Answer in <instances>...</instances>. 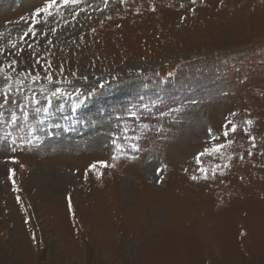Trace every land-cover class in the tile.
<instances>
[{"label":"rangeland","instance_id":"rangeland-1","mask_svg":"<svg viewBox=\"0 0 264 264\" xmlns=\"http://www.w3.org/2000/svg\"><path fill=\"white\" fill-rule=\"evenodd\" d=\"M43 6L0 0V264H264V0H57L21 41Z\"/></svg>","mask_w":264,"mask_h":264},{"label":"snow or ice","instance_id":"snow-or-ice-1","mask_svg":"<svg viewBox=\"0 0 264 264\" xmlns=\"http://www.w3.org/2000/svg\"><path fill=\"white\" fill-rule=\"evenodd\" d=\"M56 2H57V0H48L47 3H44V0H41V3H43L44 6L37 8L36 11L31 14L32 15V19H31V22H30V26L27 27L26 31L23 32V36L20 37L21 41H23L24 37L28 36L29 34H31L33 36L36 35L35 25L40 23L38 17L41 14L45 15V17H51L53 15L51 9L56 4ZM121 2L123 3L124 0H121ZM69 3L78 4V3H80V0H64V4L65 5H67ZM191 3L193 5H195L197 3V0H191ZM181 7H183V5H181ZM154 10L155 9L153 8V11ZM192 11L194 12L195 9L193 8ZM53 31H55V29H53ZM51 43L52 42L49 41V44H51ZM9 44H10V47L13 48V49H15L17 47V44L12 42V41H9ZM2 51H3V49H0V52H2ZM30 59H31V57L26 58V60H30ZM17 64H18V61L15 60V59L11 60L10 63H8L7 65L0 64V75H2V78L4 80V85H3V93H4L3 101H4V104L15 103V101H13L11 99V97L8 95L10 93V91L12 90V83L11 82L14 80L15 84L17 85V88H18L21 85L23 78L28 75L27 71H24V72L17 71V73L15 74V77L7 75V72L10 71L13 68H16ZM48 67L49 68L51 67V62L48 63ZM16 77H19V78H16ZM30 78H31V80L33 82H35L39 78V76H38V74H33V75H31ZM47 78H48L49 83L53 82L51 76H48ZM104 86L105 85L101 84V85H99V88H103ZM47 91L48 90H46V89H43V88L41 89V92H47ZM76 92H77L78 95L80 94V90L79 89H76ZM96 92H97V88L94 86L92 88L91 92L89 93V95H93ZM58 94L63 95V94H66V93H64L62 91V89H60L59 87L54 88V90H52L50 93H48V95L53 96V97L57 96ZM47 98H48V96L46 95L45 99H47ZM2 106L3 105H0V107H2ZM143 107L145 108V110H147L148 106L144 105ZM36 111L39 112L40 109H36ZM131 115L138 117L140 115V113L139 112H133V113H131ZM233 115H235V113H233ZM26 118L27 117H25V119ZM16 122H17V118H16L15 113L13 112L12 115H11L10 123L16 124ZM0 123H5L2 115H0ZM252 123H253V121L251 119H248L246 121L247 125H252ZM128 131H130V129L127 126H125V128L123 129V135H124L125 138H127ZM144 131H145L144 128H140L139 129V134L134 135L133 139L134 140H139L140 136L143 135ZM208 131H209V135L211 136L212 139H214V140L217 139L216 135L213 133L211 128H209ZM236 131H237V126L232 121H229L228 124H226L224 126L223 136L224 137H228L229 136V132L235 133ZM21 139H23V138H21ZM252 140L254 142L255 138L252 137ZM37 141H39V138H37ZM24 142L25 143H31L32 141L31 140H26ZM4 143L5 144L9 143V138L8 137L5 138ZM16 143H17L16 140H11L12 146H15ZM2 147H3V145H0V148H2ZM222 147H223V144H218L217 148H216V151H219ZM132 148H133L134 151L138 150V148L136 147L135 144L132 145ZM111 159L113 161H115L117 159V157L113 156ZM15 162L16 161L13 160V163H15ZM99 163L103 167H115V163H112V164H109L107 162H99ZM96 167H97V165L95 163L91 165L92 169H95ZM164 167H166V166H164ZM164 167H160V168L156 169L157 176H159L164 171ZM9 172H10L9 179H12V176L15 173H14V171L12 169H9ZM201 174H202L204 179H208L209 178L208 173L205 172L204 169H201ZM215 174H216L215 171H213L212 172L213 178L215 177ZM97 178L98 179L100 178V174L99 173H97ZM192 179L193 180H197V179H199V177L194 175L192 177ZM158 182H160V181H158ZM13 190L14 191H18V189H16V187H15V183H13ZM17 202L20 203V197L19 196H17ZM69 210L71 211V203H69ZM25 223H28L27 219L25 220ZM33 240H35V236H33Z\"/></svg>","mask_w":264,"mask_h":264}]
</instances>
